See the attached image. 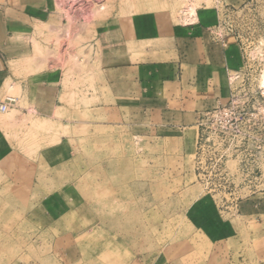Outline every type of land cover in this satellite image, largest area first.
Listing matches in <instances>:
<instances>
[{
    "label": "rangeland",
    "instance_id": "1",
    "mask_svg": "<svg viewBox=\"0 0 264 264\" xmlns=\"http://www.w3.org/2000/svg\"><path fill=\"white\" fill-rule=\"evenodd\" d=\"M62 2L74 28L59 30L57 102L42 113L20 94L0 112V264H264V217H245L264 185L235 161L234 183L226 173L202 181L197 129L170 130L157 116L121 123L100 107L95 43L98 21L214 10L248 53L230 93L264 97V0Z\"/></svg>",
    "mask_w": 264,
    "mask_h": 264
},
{
    "label": "crops",
    "instance_id": "2",
    "mask_svg": "<svg viewBox=\"0 0 264 264\" xmlns=\"http://www.w3.org/2000/svg\"><path fill=\"white\" fill-rule=\"evenodd\" d=\"M68 13L62 0H0V98L14 92L13 108L20 94L42 113L57 102L56 44L60 29L74 28ZM218 23L214 10L198 11L189 21L157 15L98 21L100 107L114 110L121 123L149 124L157 116L163 127L194 137L199 113L229 96L228 77L244 66L235 38L212 39ZM249 206L246 218L264 217V199Z\"/></svg>",
    "mask_w": 264,
    "mask_h": 264
},
{
    "label": "built area",
    "instance_id": "3",
    "mask_svg": "<svg viewBox=\"0 0 264 264\" xmlns=\"http://www.w3.org/2000/svg\"><path fill=\"white\" fill-rule=\"evenodd\" d=\"M229 30L230 33H225L219 22L210 33L216 42L225 43L228 37H233L240 46L244 66L242 70L230 75L229 84L232 87L236 85L235 81L246 69L249 60L240 35L234 29ZM235 91L236 88L224 102L198 115V177L203 181L207 176L210 178L212 173H226L228 180L234 183L236 177L228 171L227 164L235 161L237 173L249 183L264 185V97L240 98ZM16 102L15 98H7L0 103V112L6 113Z\"/></svg>",
    "mask_w": 264,
    "mask_h": 264
},
{
    "label": "bare ground",
    "instance_id": "4",
    "mask_svg": "<svg viewBox=\"0 0 264 264\" xmlns=\"http://www.w3.org/2000/svg\"><path fill=\"white\" fill-rule=\"evenodd\" d=\"M264 83V82H263Z\"/></svg>",
    "mask_w": 264,
    "mask_h": 264
}]
</instances>
